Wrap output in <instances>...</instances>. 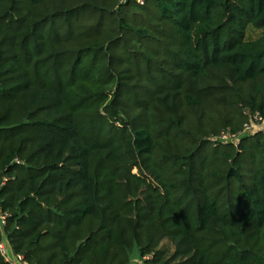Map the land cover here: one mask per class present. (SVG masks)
<instances>
[{
  "label": "trees",
  "instance_id": "obj_1",
  "mask_svg": "<svg viewBox=\"0 0 264 264\" xmlns=\"http://www.w3.org/2000/svg\"><path fill=\"white\" fill-rule=\"evenodd\" d=\"M254 117L264 0H0V243L24 264H264Z\"/></svg>",
  "mask_w": 264,
  "mask_h": 264
},
{
  "label": "built area",
  "instance_id": "obj_2",
  "mask_svg": "<svg viewBox=\"0 0 264 264\" xmlns=\"http://www.w3.org/2000/svg\"><path fill=\"white\" fill-rule=\"evenodd\" d=\"M136 2L139 5H143L145 0H136ZM262 125H264V120L259 118V117H254L252 124L245 126L244 133H250L251 131H253L255 129V127L257 128V127L262 126ZM236 139H237V137H234V136L222 135L218 140L221 142H235ZM5 221H6L5 216H0V236L3 233V229H4L5 223H6ZM0 253L5 258L6 261L11 262L9 254L7 252V249L4 245V243H2V242L0 243ZM16 258H17V261L22 263L21 257H16Z\"/></svg>",
  "mask_w": 264,
  "mask_h": 264
},
{
  "label": "rangeland",
  "instance_id": "obj_3",
  "mask_svg": "<svg viewBox=\"0 0 264 264\" xmlns=\"http://www.w3.org/2000/svg\"><path fill=\"white\" fill-rule=\"evenodd\" d=\"M258 35H259V32L256 31V30H251V29H249V30L247 31V38H249V39H254V38H256ZM20 263H21V262H20ZM22 264H23V263H22Z\"/></svg>",
  "mask_w": 264,
  "mask_h": 264
},
{
  "label": "water",
  "instance_id": "obj_4",
  "mask_svg": "<svg viewBox=\"0 0 264 264\" xmlns=\"http://www.w3.org/2000/svg\"><path fill=\"white\" fill-rule=\"evenodd\" d=\"M4 245H5V244H4ZM5 247H6V249H7V252H8V254H9V257H10L11 262H12L13 264H22V263H20L19 261H17V258H16L14 255H12V253H11V251L8 249L7 245H5Z\"/></svg>",
  "mask_w": 264,
  "mask_h": 264
}]
</instances>
